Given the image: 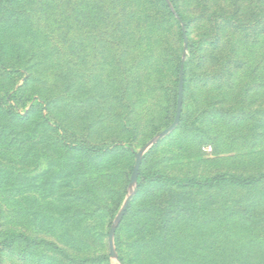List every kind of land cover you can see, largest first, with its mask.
<instances>
[{
	"label": "rangeland",
	"instance_id": "1",
	"mask_svg": "<svg viewBox=\"0 0 264 264\" xmlns=\"http://www.w3.org/2000/svg\"><path fill=\"white\" fill-rule=\"evenodd\" d=\"M169 1L0 0V264H264V180H142L264 172V0Z\"/></svg>",
	"mask_w": 264,
	"mask_h": 264
},
{
	"label": "trees",
	"instance_id": "2",
	"mask_svg": "<svg viewBox=\"0 0 264 264\" xmlns=\"http://www.w3.org/2000/svg\"><path fill=\"white\" fill-rule=\"evenodd\" d=\"M167 7L170 10V13L175 16L177 18V20L180 22V24L182 25V36L184 38V40H188L187 38V31H186V26L184 24L185 22V17L182 15V13L178 10V8H176L175 6H171L170 5V1L169 0H164ZM184 72H185V63L182 61H180V65H179V77L181 78V74H183L184 76ZM63 76V74L61 75ZM183 80V78H182ZM186 85H184L185 87ZM3 105H0V107ZM1 109V108H0ZM7 114H9V112L6 111ZM12 117L8 118V122H6V124H4V127L9 128V126L12 125L11 128V132L14 133L16 132V129L14 128V124L12 123ZM2 126V125H1ZM2 129V130H3ZM23 131L19 130V133ZM1 133H3L1 131ZM3 140H0V142H2ZM23 142V139L21 141V143ZM9 145L12 144V141L7 142ZM143 181H156V180H163L165 182H168L172 185L175 186H181V187H207V188H211V187H218V186H223V185H228V186H233V187H246V186H251L254 184H258L261 181L264 180V172H261L258 175H254L252 177H239L236 176L234 174L228 173V172H219L216 173L212 176L206 177L204 179H197V178H192V177H184V178H178V177H172V176H167V175H163V174H149V175H144L142 177ZM143 182L139 183V186L142 185ZM26 240L29 243H33V244H49L53 247L58 248L54 243L49 242V241H44V240H37V239H30L29 237H27L26 235H24L23 233L20 232H7L5 234V236L2 237L1 241H0V251L1 250H11L14 245L16 243H18L19 241H23ZM79 262V261H78ZM83 262V261H80Z\"/></svg>",
	"mask_w": 264,
	"mask_h": 264
},
{
	"label": "water",
	"instance_id": "3",
	"mask_svg": "<svg viewBox=\"0 0 264 264\" xmlns=\"http://www.w3.org/2000/svg\"><path fill=\"white\" fill-rule=\"evenodd\" d=\"M181 80H182V76H181ZM140 163H141V156H140V154H138L136 165L134 167V176H136L138 174V171H139V168H140ZM119 219H120V217L117 218V221ZM114 231H115V227H113L111 229L110 234H109V246H110L111 254H113V255H115V252L113 250V234H114Z\"/></svg>",
	"mask_w": 264,
	"mask_h": 264
}]
</instances>
